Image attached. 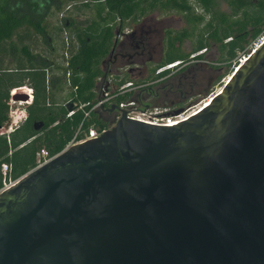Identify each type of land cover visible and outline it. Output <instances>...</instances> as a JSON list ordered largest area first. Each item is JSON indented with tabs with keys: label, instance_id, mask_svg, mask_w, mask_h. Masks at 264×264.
<instances>
[{
	"label": "water",
	"instance_id": "water-1",
	"mask_svg": "<svg viewBox=\"0 0 264 264\" xmlns=\"http://www.w3.org/2000/svg\"><path fill=\"white\" fill-rule=\"evenodd\" d=\"M254 50L177 126L113 104L115 127L0 191V264H264V41Z\"/></svg>",
	"mask_w": 264,
	"mask_h": 264
},
{
	"label": "trees",
	"instance_id": "trees-1",
	"mask_svg": "<svg viewBox=\"0 0 264 264\" xmlns=\"http://www.w3.org/2000/svg\"><path fill=\"white\" fill-rule=\"evenodd\" d=\"M77 1L81 0H0V128L10 123V92L30 91L22 88L27 85L33 91L26 120L8 136H0V190L3 183L16 182L35 169L40 150H46L49 158L64 151L79 128L77 140H82L91 126L99 131L109 130V124L100 116L104 110H92L99 96V81L107 84L108 78H112L107 88L112 100L104 106L105 110L113 104L134 100L133 91L120 93L119 88L128 83L140 86L145 81L130 79L128 71L120 75L104 68L125 29L154 13H173L183 19L185 25L180 30L163 31L164 55L147 77L153 83L170 72L156 75L158 69L178 61L185 64L189 54L180 53L178 47L187 39L193 41L191 59H202L204 50L216 45L229 68L238 52L247 57L250 52H244L246 47L264 36V0H84L81 7L87 9L92 4L95 14L88 24L82 26L65 17L60 26L49 25L51 15ZM63 30L70 31L73 41L67 67L62 55L63 41L61 64L35 50V40L39 39L50 54H56L53 35ZM5 57L11 62L4 66ZM48 71L57 74H51L46 84ZM67 74L71 87L67 86ZM57 87L71 90L72 97L63 103L56 102ZM69 104L74 112L70 117ZM3 165L8 168L5 175Z\"/></svg>",
	"mask_w": 264,
	"mask_h": 264
},
{
	"label": "rangeland",
	"instance_id": "rangeland-1",
	"mask_svg": "<svg viewBox=\"0 0 264 264\" xmlns=\"http://www.w3.org/2000/svg\"><path fill=\"white\" fill-rule=\"evenodd\" d=\"M89 1V0H88ZM84 3V0L82 1H77L76 3H69L68 5L66 4V6L63 7L62 11L59 13H54L53 15H51L48 18V22L49 25L53 28H56L58 26H60V21L62 18H72L74 19L76 22H78L79 25H86L89 23L90 20H92L95 16L94 11H93V6L92 4L90 5L89 8H83L81 7V4ZM222 9L223 10H227L225 5H222ZM184 21L181 18V16L176 15V14H160V13H154L151 16H148L147 18L143 19L140 26L134 28L133 30H131L130 28L125 29L124 34L126 35V37H119V43H123L126 41L127 36L130 35L132 32H136V34L139 36L140 34H143V36L147 39L146 45H150V50L149 51H145L146 54V59L147 60H151V64L148 65L147 68L143 67V66H137L134 68V71L131 72L129 78L133 79V80H138L141 79L142 81H145L144 84L142 83V85H146V89L152 88L153 90L159 89L156 93L152 94H143L141 95L142 100H138L139 98L136 96V94H138L139 91L134 92V96L133 98H135V96L137 97V100H135L136 104H139V106H137L138 108H142L145 107V105H149L150 108L154 109V108H161L168 110V112L172 109H169V104H167V102H165L164 100V93H166V86L169 83H175L177 82V80L185 73L189 72L190 70H194V71H198L199 68H207V66H211L214 65L215 68H217V71L213 72L214 79L212 80L211 84L208 85V83L206 82L207 79H205L204 81H202L203 87L199 88L198 91L196 92L195 95H193V97H189L187 96L185 99L183 98L181 101L179 102L180 105L182 106L181 110H187L186 114H189L192 110H190L191 108H195V105H198L200 103H198L199 101L203 100L204 98L208 97L211 93H214L215 90L218 91L221 86H223V82L226 81V79H228L227 77L233 73L234 71V67L237 65H235V62H237L240 58H242V54L243 52H238L236 58L233 60L231 67H227V62L223 61V59L221 58V54L219 52V49L216 45H212L210 47H208V49L205 51L204 50V54L202 59L200 60H195V59H191V51H192V46H193V41H190L189 39L185 40L182 45H180L178 48L179 52L184 54V55H188V58L185 61V65L178 69L177 71H170L167 76H165L164 78L162 77V79H158V80H153L152 79H147V77H149L148 75L150 74H146V70H148L150 72L151 69H153L155 67V65L157 63H159V61L161 60V58L163 57V49L160 50L159 47V40L161 38V33L164 29H171V30H180L181 28L184 27ZM70 31L68 30H63L60 31L59 33H57L56 35H53V39H54V46H56L57 48V52L56 54H50L47 50L46 47L43 45L42 41H40L39 39H36L35 41V50L38 54L48 57L50 60H52L55 63H59L61 64V42L63 41V45H64V41L66 37H69V33ZM72 35V34H71ZM70 35V36H71ZM72 37V36H71ZM71 42H73L71 40ZM255 43H250L246 49L244 50L245 53H249L253 48H254V44ZM74 45V43H73ZM149 47H146V50H148ZM73 49H70V52ZM64 52H65V46L64 48H62V55H63V60L64 59ZM70 56V54H69ZM225 57V56H224ZM119 59V58H118ZM4 62V66L7 64H10L11 59L5 57V59L3 60ZM2 62V63H3ZM7 64V65H8ZM239 64V63H238ZM118 62L116 64H111L108 67V70L111 71L112 73L117 69L121 74H124L125 71H127V66H120L118 67ZM235 65V66H234ZM105 68V66H104ZM106 69V68H105ZM110 72V73H111ZM115 73V72H114ZM51 74H57V72H51L48 71L47 73H45L46 76V84L48 81V78L51 76ZM156 74V73H155ZM190 74H188L187 76H189ZM146 79V80H145ZM110 80H112V78H108V82H110ZM107 82V83H108ZM27 86H23L25 88H29ZM99 86V95L103 96V93H101V90L103 89L104 85L102 86L101 83H98ZM22 87V88H23ZM219 88V89H218ZM127 92L130 90H126ZM54 96H55V101L56 102H60L63 103L67 100H69L72 97V91L67 89L66 87H57L56 89H54ZM142 94V93H140ZM139 94V96H140ZM10 95V94H9ZM25 102L26 101H22ZM176 103V104H179ZM198 103V104H197ZM175 104V105H176ZM27 107L28 105H23L22 108L23 110H25V112L27 111ZM100 116L104 119V120H108L111 121V125L110 128L115 127V121L117 119L120 118L121 114H112V115H108L105 112H100ZM13 183V181H11ZM10 186V183L7 182L6 184L3 183V187L2 190H7L8 187ZM0 190V191H2Z\"/></svg>",
	"mask_w": 264,
	"mask_h": 264
},
{
	"label": "built area",
	"instance_id": "built-area-1",
	"mask_svg": "<svg viewBox=\"0 0 264 264\" xmlns=\"http://www.w3.org/2000/svg\"><path fill=\"white\" fill-rule=\"evenodd\" d=\"M263 41H264V36H262L256 44H254V48L250 52H252L255 48L261 46ZM71 45H72V43L70 41V38L66 37L65 41H64V46H65L64 66L65 67L68 66L67 61L70 57L69 54H70ZM246 60H247L246 57H242L241 60H239L238 66ZM184 65L185 64H183L182 62H179V61L175 62L173 64H170V65H166L165 67L158 69L156 71V75L161 74L162 72H164L166 70L167 71H177L178 69L182 68ZM238 66L234 67L233 72H235L237 70ZM66 77H67V86L71 87V84L69 81L70 75L67 74ZM227 78H229V77H227ZM99 82L101 83L102 86L104 85L103 89L101 90V93H103V96L102 95L98 96L97 102H96V104H94V106L92 108V110H95V111L101 110L102 106H105L107 103H110V101L112 100V97L109 96V92L107 89L108 83L104 84L102 80ZM226 82H227V80L223 82V86H221L220 89L218 88L219 89L218 91L215 90L214 93H211L208 97L199 101L198 103H200V104L197 103L198 105H195V108H191L190 110H192V109L193 110L189 114H186L187 110H188L187 109V110H182L181 114H179L177 116H168L167 114L170 111L168 112V110H166V109H163V110L161 108L152 109L150 107L138 108L137 106H139V104H136L135 100H131L129 102H121L117 106L120 110H124L126 112V116L128 118H134L141 123L148 124L151 126L174 127V125H172V124H174L175 122H178V124H179V123L185 121L187 118H189L194 113H196L199 110H201L202 108H204L205 105H207V103L214 96H217L220 93L221 89L225 86ZM23 88H25V87H23ZM20 89H22V88H20ZM142 89H146V86H144V85L135 86L133 83H128V84L120 87L119 92L123 93L125 90H130V91L136 92V91H140ZM15 95H17V94H13L12 91L10 92V98L8 101V116L10 119V123H9V125H7L5 127L0 128V136H8L10 133H12L14 130H16L26 120V112H25V110H23L22 106L25 104L30 105L33 101L32 89H30V93H29L30 96L28 97V99L26 98V100L15 101V100H13V97ZM207 100H208V102L205 104L204 102ZM22 101H26L25 104ZM202 103H204V104L200 108H198ZM73 113H74L73 111L68 112V117H70ZM178 124H176V125H178ZM80 129L81 128H79L75 137L73 138V140L69 143V145L65 149H67L73 145H76V144H81V143H84V142L89 141V140H94L106 132L105 130L99 131L98 128L91 126L88 129V131L83 134L84 138L82 140H77V137L81 133ZM51 159L52 158H49L46 150H44V149L40 150V152H38L36 155V164H37L36 168H39V167L47 164ZM7 171H8L7 166L3 165L2 166L3 175H5ZM9 183H10V186H12L16 182H13V183L9 182ZM10 186H8V187H10Z\"/></svg>",
	"mask_w": 264,
	"mask_h": 264
},
{
	"label": "flooded vegetation",
	"instance_id": "flooded-vegetation-1",
	"mask_svg": "<svg viewBox=\"0 0 264 264\" xmlns=\"http://www.w3.org/2000/svg\"><path fill=\"white\" fill-rule=\"evenodd\" d=\"M142 22V21H141ZM140 22V24H141ZM140 24L134 26L131 30L134 28L140 26ZM165 30V29H164ZM163 30V31H164ZM163 31L161 33V38L159 40V47L160 50L162 49V39H163ZM123 38L126 37L125 34L122 36ZM147 39L143 36V34H140L139 36L136 34V32H132L130 35L127 36V39L123 43H117L114 50L111 52L110 56L106 60L105 68L108 72H111L108 70V67L113 63L116 64L118 62V67L120 66H127L128 73L131 74L132 71H134V68L139 66H143L145 68L148 67L149 64H151V60L146 59L145 51L150 50V45H146ZM146 47H149L148 50H146ZM119 58V59H118ZM217 68L214 67V65L207 66V68H199V70L194 71L190 70L189 72L183 74L175 83H169L166 87V93H164V100L169 104L170 112L178 109H182V106L179 102H182L181 100L186 98L187 96L193 97V95L196 94L199 88L203 87L202 81L207 79L208 85L211 84L212 80L214 79L213 72L217 71ZM115 72V73H114ZM113 73L118 74L119 71L116 69ZM150 72L146 70V74H149ZM190 74L189 76H187ZM159 89L153 90L152 88L149 89H142L136 94V96L139 98L138 100H142L141 95L143 94H152L156 93ZM142 93V94H140ZM140 94V96H139ZM135 96V100H137V97ZM179 103V104H176ZM176 104V105H175ZM145 107H150L149 105H145ZM102 112L107 113L108 115L112 114H118L117 112H108L107 110H104ZM169 112V113H170ZM109 124V129L111 125V121L105 120Z\"/></svg>",
	"mask_w": 264,
	"mask_h": 264
},
{
	"label": "bare ground",
	"instance_id": "bare-ground-1",
	"mask_svg": "<svg viewBox=\"0 0 264 264\" xmlns=\"http://www.w3.org/2000/svg\"><path fill=\"white\" fill-rule=\"evenodd\" d=\"M230 77V76H229ZM227 80V79H226ZM13 94H19V95H22V96H25L27 99H28V97L30 96L29 95V93H30V91H26L25 93H21V92H18V93H16V92H12ZM212 100V99H211ZM210 100V101H211ZM208 102V100L207 101H205L204 103L206 104ZM204 103H202L198 108H200ZM209 105V102L207 103V105H205V107L206 106H208ZM197 108V109H198ZM176 124H178V122H175L174 124H172V125H176ZM177 126V125H176Z\"/></svg>",
	"mask_w": 264,
	"mask_h": 264
},
{
	"label": "crops",
	"instance_id": "crops-1",
	"mask_svg": "<svg viewBox=\"0 0 264 264\" xmlns=\"http://www.w3.org/2000/svg\"><path fill=\"white\" fill-rule=\"evenodd\" d=\"M72 43V42H71ZM31 89V88H30ZM29 106V105H28Z\"/></svg>",
	"mask_w": 264,
	"mask_h": 264
}]
</instances>
